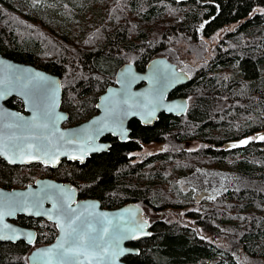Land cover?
I'll use <instances>...</instances> for the list:
<instances>
[{"label": "trees", "instance_id": "1", "mask_svg": "<svg viewBox=\"0 0 264 264\" xmlns=\"http://www.w3.org/2000/svg\"><path fill=\"white\" fill-rule=\"evenodd\" d=\"M219 32L211 58L170 94L190 99L185 114L162 112L153 125L133 119L127 141L112 138L108 151L83 164L65 159L48 168L60 179H78L83 194L104 206L142 202L164 214L184 208L190 197L170 178L204 162L219 169L234 163L243 187L184 221L156 218L149 236L128 243L138 252L127 262L264 264V0H0V53L60 77L61 107L69 112L63 125L94 112L99 94L114 83V67L128 63L124 57L138 70L160 55L176 64L172 46L184 41L193 52L195 42ZM222 99L230 108L218 110ZM6 104L21 105L16 97ZM229 140L239 144L225 149ZM164 141L173 146L132 162L142 144ZM192 141L199 146L184 147ZM18 169L0 160V183H24ZM29 219L25 224L33 226ZM44 231L38 227L36 244L48 241ZM32 245L0 241V264H29Z\"/></svg>", "mask_w": 264, "mask_h": 264}, {"label": "water", "instance_id": "2", "mask_svg": "<svg viewBox=\"0 0 264 264\" xmlns=\"http://www.w3.org/2000/svg\"><path fill=\"white\" fill-rule=\"evenodd\" d=\"M142 81L144 84L139 85ZM188 81V73L164 56L149 60L143 70L124 63L114 83L97 97L98 112L65 126L68 112L60 107V77L0 53V158L15 165L41 163L57 167L62 159L82 164L90 154L107 149L108 145L99 141L105 134L126 136L133 118L143 125H153L162 112L185 114L186 97L168 95ZM13 96L22 100L23 110L6 104ZM42 112L47 115L42 116ZM238 144L228 141L224 148ZM75 199L76 189L70 183L49 178H38L25 187H0V241L24 240L32 245L37 231L16 219L19 215L43 217L56 224L58 233L53 241L30 250L29 264H133L124 257L137 253L138 248L128 243L150 234L142 208L126 203L102 209L94 199L73 205ZM72 229L86 235L83 244L73 242ZM87 235L94 237L93 243ZM61 244L79 251L65 259L58 255Z\"/></svg>", "mask_w": 264, "mask_h": 264}, {"label": "rangeland", "instance_id": "3", "mask_svg": "<svg viewBox=\"0 0 264 264\" xmlns=\"http://www.w3.org/2000/svg\"><path fill=\"white\" fill-rule=\"evenodd\" d=\"M221 37H222V32H219V33H216L212 38L202 39V40H199V41L195 42L192 46H190L191 50L193 52L189 51V46H187V44L184 41H179V43L177 44L178 46H172L171 47V50L174 52V55L176 57V64H178V66L182 65L181 67L184 69V71H186L188 73V76L189 77L192 76L194 74V72L200 66L203 65L204 60L208 61L211 58V55H210L211 51L217 45V43L219 42ZM164 57H166V56H164ZM124 58L126 60H128V63L132 59V57H128V56L124 57ZM122 63L123 64L127 63V61H124ZM114 68L115 69H114L113 72H114V74H116L117 70L119 69V65L117 67H114ZM109 85H110V83H109ZM194 98L195 97L193 96L192 101L194 100ZM62 100H63V97H62ZM189 102H190V99L188 98L187 106L189 105ZM222 102H223V105H220V107L217 106L218 110L220 108H223V109L230 108V106L225 104V101L223 99H222ZM61 104H62V102H61ZM61 109L65 110L66 112H68V110L64 109L63 107ZM68 114H69V112H68ZM72 124H75V123H72ZM229 141H232V140H229ZM171 146H173V143H171L170 141L151 142V143H148V144H142L140 150L131 153V155L133 156L132 162L136 161V160H137L136 162H138V161H140V159H142L143 157H145L148 154H153V153L162 151L164 149L171 148ZM198 146H199V142H197V141H192L190 143H188V142L184 143V147L187 148V149H194V148H197ZM262 146H264V139H262V143H261L260 147H262ZM222 168L223 169H219V168L216 167V164L213 165V164L204 162L203 164L199 165V167H198L199 170L197 172H195V173L193 172L192 173V176L190 177V179L193 180L196 184L199 185L202 182L203 177L208 175L209 176L208 180H209V185H210L211 177H210L209 173L207 174V171H213L214 173H216V176H215L216 179H218L220 181H222L224 179L232 180L233 177H231V174L234 172L233 170H235L234 163H233V165H231L229 167H228V163H227V165H224ZM38 169L39 168L36 167V166L19 168L18 169V174L25 176L24 177V183H22L21 185H26L27 182H30V181L34 180L40 174V172H38ZM179 178L180 177H175V178L173 177V178H170V180H172V182L174 181L177 184V186H178ZM36 179H38V178H36ZM74 180L66 179V181H68V182H71V183H73L75 185H76V183H79V185L82 186L81 182L78 181V179L74 178ZM245 183H246V180L243 177H240V175L236 173V184L230 185L228 187H231L232 189L239 190L241 187H243L245 185ZM11 185L14 186V187L21 186V185H18L17 183H14V184L11 183ZM187 185H188V180H186V178H183L182 182L179 184V186L181 188L179 186H178V188L183 193L184 190L186 189ZM210 188H216V186L215 187H210ZM206 191H203V193L206 194ZM191 192H192V194L194 193V191H192V189H191ZM211 194L214 196L215 195V191L212 192ZM174 199H176V197H174L172 200H174ZM188 199H189V201H187V203H185L184 208H181L178 211H174L173 209H171L169 207L165 211L164 214L162 212L160 213V212L152 211L149 207H147L142 202H137V203L140 204V206L142 208V213L145 215L144 217L147 218L149 224H151L152 221H155L156 218H162V216H164V215H167V216L168 215H170V216L174 215L177 220L184 221V220H186V218H188L187 217V213L188 212H190V211H198L199 212L200 210H202L204 208H207V209L208 208H214V206L216 204V202H213L212 205H207L206 206L205 202H203V203H199V205H197V204H194V200H192L191 196ZM189 202L192 205L188 206ZM126 203H123V204H126ZM219 229L223 230V226L219 227ZM194 230H195V232H197V234L199 236L205 237L202 234L201 230H199L198 227L196 229H194ZM35 244H34V246H36V245L38 246V244H36V245ZM40 245H42V244H40ZM249 263L256 264L257 262L255 263L254 259H252V262H249V261L246 260V264H249Z\"/></svg>", "mask_w": 264, "mask_h": 264}, {"label": "flooded vegetation", "instance_id": "4", "mask_svg": "<svg viewBox=\"0 0 264 264\" xmlns=\"http://www.w3.org/2000/svg\"><path fill=\"white\" fill-rule=\"evenodd\" d=\"M113 84V83H112ZM142 84H144V81H142L139 85H142ZM182 86V85H181ZM180 87V86H179ZM178 88V87H177ZM177 88H175V89H177ZM175 89H173L170 93H169V95H168V97H177V96H180V95H170ZM13 97H15V96H13ZM10 98H12V97H10ZM9 98V99H10ZM16 98H18V97H16ZM19 100H20V108H15V109H19V110H23V102H22V100L20 99V98H18ZM8 100V99H7ZM6 100V101H7ZM97 101V100H96ZM96 101H95V103H96ZM61 102H62V100H61ZM9 106V105H8ZM11 107V106H10ZM60 107H61V105H60ZM95 107V106H94ZM12 108H14V107H12ZM62 108V107H61ZM98 111H97V109H96V107H95V109H94V112L90 115V116H88L87 118H89V117H91L92 115H94V114H96ZM160 115V114H159ZM87 118H85V119H87ZM85 119H83V120H85ZM134 119V118H133ZM133 119H131L130 121H129V124H128V127H129V132H128V134L126 135V136H122V135H119V134H117V136H113V135H111V134H105L104 136H102L100 139H99V141L100 142H102V143H105V144H107L108 146H107V149H105V150H102V151H99V152H95V153H92V154H90V156H88V157H86V159H87V161H88V159H90V158H92L93 156L95 157V156H100V155H102L104 152H106V151H108V149H109V147H110V145H111V143H112V138H114L115 140H118V141H122V142H125V141H127L128 139H129V137H130V133H131V126H130V124H131V121L133 120ZM135 120H137V119H135ZM82 121V120H81ZM138 121V120H137ZM80 122V121H79ZM140 124H142L140 121H138ZM78 123V122H77ZM76 124V123H75ZM69 125H73L72 123H70V124H66L65 126H69ZM143 125V124H142ZM120 137H124L123 139H120ZM133 152H135V151H133ZM132 153V152H131ZM130 155V154H129ZM86 159H85V161H86ZM1 161L3 160V162L5 161L6 163H8L6 160H4V159H0ZM66 160L65 159H62V161L60 162V163H64ZM84 161V162H85ZM66 162H69V161H66ZM83 162V163H84ZM78 164H80L79 162H77ZM82 163V164H83ZM8 164H10V163H8ZM32 164H34V165H32ZM13 165V164H12ZM19 166V168H23V167H30V166H37L38 168H42V171L40 172V174L36 177V178H49V179H53V180H56V181H61V182H68V181H66V179H60V178H58V177H56L55 175H53V173H51L50 172V169L52 168H56V167H50V166H47V165H43V164H41V163H30V164H28L27 166H22V165H18ZM48 168H50V169H48ZM199 169H198V167L197 168H195V170L194 171H190V172H186L184 175H182L180 178H179V180H178V182H179V184L182 182V180H183V178H186V180H188V185H187V187H186V189L184 190V192H186V193H189L190 194V196H191V198H192V200H194V204H197V205H199V203H203V202H205V205L207 206V205H212L213 204V202H215V201H217V199L220 197V196H222L224 193H226L227 191H230V190H235L236 191V189H232L231 187H228V186H230V185H234V184H236V169L235 170H233L234 172L231 174V177H233V179L232 180H229V179H224V180H222V181H220V180H218V179H216V173H214L213 171H207V174L209 173V175H210V177H211V182H210V185H209V176L208 175H206V176H204L203 177V180H202V182L198 185V184H196L193 180H191L190 179V177L192 176V173L194 172H197ZM35 178V179H36ZM225 178V177H224ZM34 179V180H35ZM34 180H32V181H30V182H27V184L26 185H28L29 183H32ZM68 183H70L71 185H72V187H74L75 189H76V199H75V201L73 202V205L74 204H76V203H78L79 201H81V200H85V199H94V200H97L98 202H99V205H100V207L102 208V209H111V208H116V207H119V206H121V205H117V206H112V207H107V206H104L102 203H101V201H100V198H97L96 196H90V195H87V194H83V192H82V186H79V183H76V185L75 184H73V183H71V182H68ZM179 184H178V186H179ZM26 185H21V186H19V187H24V186H26ZM216 186V188H210V187H215ZM0 187H4V188H12V187H14V186H12L11 184H1L0 183ZM180 187V186H179ZM181 188V187H180ZM191 189H192V191H194V193L192 194V192H191ZM208 189V190H207ZM207 190V191H206ZM203 191H206V194H204L203 193ZM215 191V195L213 196L211 193L212 192H214ZM190 198V197H189ZM123 205V204H122ZM189 205H192L190 202H189V204H188V206ZM190 213H191V211H190ZM142 215H143V218L148 222V220H147V218L146 217H144L145 215L142 213ZM28 218H30L29 220L32 222V223H34V225L32 226V225H27V224H25V222L28 220ZM16 222L17 223H19V224H21V225H23V226H27V227H31V228H34L37 232H38V227L39 226H41V229H44L45 231H44V233L47 235L45 238H47L48 237V241H46L45 243H42V244H47V243H49V242H51V241H53L54 239H55V237H56V235H57V233H58V230H57V227H56V224L55 223H53L52 221H50V220H47V219H45V218H43V217H33V216H25V215H19L18 217H17V219H16ZM21 222V223H20ZM149 223V222H148ZM208 235H209V237H210V239H212V236H211V234L210 233H208ZM43 238V237H42ZM45 238H43L44 240H45ZM38 245H40V244H38ZM32 249V248H31ZM126 257V256H125ZM124 257V258H125ZM125 260V259H124Z\"/></svg>", "mask_w": 264, "mask_h": 264}, {"label": "snow or ice", "instance_id": "5", "mask_svg": "<svg viewBox=\"0 0 264 264\" xmlns=\"http://www.w3.org/2000/svg\"><path fill=\"white\" fill-rule=\"evenodd\" d=\"M203 27V25L201 26ZM42 116H46L47 113L46 112H42L41 114ZM46 126V125H44ZM260 139H264V137H260ZM248 141H241V144H246ZM236 145H233V147H235ZM0 219H2V216H0ZM105 232H107V229H104ZM70 237L73 240V242H80L81 244H83V242L86 239V235L82 234L80 232H78L76 229H72V232L70 233ZM87 239L90 243L94 242V237H92L91 235H87ZM61 251L58 253V255H60L61 257L65 258V259H70L71 256L69 255L70 253H74V252H78L79 249H65L63 244H61L60 246ZM52 250H47V252H51ZM47 252L45 253V255H47Z\"/></svg>", "mask_w": 264, "mask_h": 264}]
</instances>
